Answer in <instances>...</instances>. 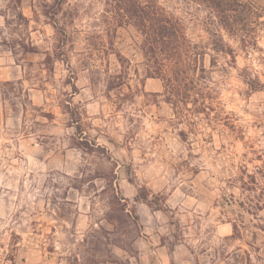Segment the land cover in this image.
I'll use <instances>...</instances> for the list:
<instances>
[{"label":"clouds","instance_id":"1","mask_svg":"<svg viewBox=\"0 0 264 264\" xmlns=\"http://www.w3.org/2000/svg\"><path fill=\"white\" fill-rule=\"evenodd\" d=\"M0 264H264V0H0Z\"/></svg>","mask_w":264,"mask_h":264},{"label":"trees","instance_id":"2","mask_svg":"<svg viewBox=\"0 0 264 264\" xmlns=\"http://www.w3.org/2000/svg\"><path fill=\"white\" fill-rule=\"evenodd\" d=\"M226 6L227 5L223 4L222 2L216 4V7L220 8V9H223Z\"/></svg>","mask_w":264,"mask_h":264}]
</instances>
